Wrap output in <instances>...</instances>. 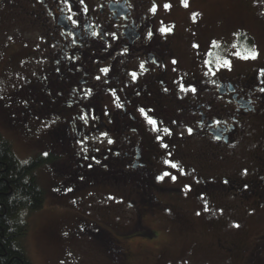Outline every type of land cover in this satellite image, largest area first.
<instances>
[{
  "label": "flooded vegetation",
  "instance_id": "obj_1",
  "mask_svg": "<svg viewBox=\"0 0 264 264\" xmlns=\"http://www.w3.org/2000/svg\"><path fill=\"white\" fill-rule=\"evenodd\" d=\"M190 2L0 0L3 25L31 45L0 81L20 82L9 97L20 107L9 108L22 109V125L43 126L35 155L65 159L73 176L84 167L80 159L110 156L108 167L126 174L141 208L176 221V206L159 201L153 188L158 175L178 172L183 185L199 186L196 209L213 219L212 240L195 244L211 264H264V64L224 76V56L197 47L201 32L194 30L205 15ZM101 137L112 143L85 145ZM168 182L158 187L179 189ZM116 243L117 263L134 264L131 248Z\"/></svg>",
  "mask_w": 264,
  "mask_h": 264
},
{
  "label": "rangeland",
  "instance_id": "obj_2",
  "mask_svg": "<svg viewBox=\"0 0 264 264\" xmlns=\"http://www.w3.org/2000/svg\"><path fill=\"white\" fill-rule=\"evenodd\" d=\"M190 3L191 8L205 15L194 30L196 35L198 30L201 32L197 47L200 51L207 49L212 56L214 53L215 59L224 56L228 62L222 72L224 76L233 79L264 64V0H191ZM177 17L187 21L184 13H178ZM3 22L0 10V76L14 57L25 56L31 48L30 43L23 45L24 34L9 31ZM34 43L41 49L37 42ZM12 44L20 47L16 50ZM253 52L255 59L251 58ZM31 74V77L35 76L34 68ZM18 83L0 81V135L11 143L18 159L27 162L34 156L31 150L41 138L43 126L30 120L27 125H22V109L13 113L9 108L20 107L9 98ZM25 102L30 103L27 99ZM177 129L175 126L173 131ZM89 144L99 147L110 143L106 137H101L85 143L86 146ZM52 156L56 159L43 158L47 159L46 164L35 173L45 192L44 207L39 212L24 213L29 222L24 244L31 264H119L117 261L121 256L114 253L116 242L131 248L134 259L137 257L134 264H211L209 255L195 246L212 240L207 225L209 221L213 222V219L207 221L204 211L196 209V192L199 191L196 182L183 185L178 180V172L172 170L168 172L177 177L175 181L170 177L164 181L155 180L164 186L169 179L167 186L170 187L179 183V189L169 193L163 192L158 185L153 188L159 201L176 206L180 219L176 221L171 214L141 208L136 194L128 193L132 184L124 178L126 174L108 167L110 156L101 157L99 163L93 161V167L88 170V163L80 159L84 167L76 176L64 169L65 159ZM214 171L222 172V169ZM69 188L72 190L68 191ZM142 213L147 214L145 218L141 217ZM192 226L194 232L190 233ZM101 231L106 233L109 249L98 238ZM232 234L240 237L237 231ZM192 247L196 248L192 250Z\"/></svg>",
  "mask_w": 264,
  "mask_h": 264
},
{
  "label": "trees",
  "instance_id": "obj_3",
  "mask_svg": "<svg viewBox=\"0 0 264 264\" xmlns=\"http://www.w3.org/2000/svg\"><path fill=\"white\" fill-rule=\"evenodd\" d=\"M43 158L56 159L38 153L27 162L19 160L11 143L0 135V264H31L24 244L29 231L25 214L39 212L45 204V192L35 175L46 164ZM100 234V242L107 247L106 233Z\"/></svg>",
  "mask_w": 264,
  "mask_h": 264
},
{
  "label": "snow or ice",
  "instance_id": "obj_4",
  "mask_svg": "<svg viewBox=\"0 0 264 264\" xmlns=\"http://www.w3.org/2000/svg\"><path fill=\"white\" fill-rule=\"evenodd\" d=\"M152 35H153L152 32H149V33H148V37H149V39H151ZM255 57H256V53L253 52V53L251 54V58L255 59ZM173 63H175V61H173ZM225 63H227V62H225ZM141 67H143V65H141ZM101 71H103L104 73H108L109 69L104 68V69H102ZM261 74L264 75V70H261ZM133 76L135 77V73H133ZM96 79L99 80L100 77L97 76ZM193 90H194V89H193ZM260 91H261V92H264V88H261ZM0 99H2V97H0ZM149 123H154V121H151V120H150ZM165 131L167 132L168 129H165ZM189 132H191V129H189ZM109 143H112V141H109ZM165 147H167V145H165ZM47 155H48V153L45 152V153H44V156H47ZM85 158H87V157H85ZM92 160H93L94 162H96V163H99V161L96 160L95 157H92ZM171 166H172L173 168L176 167L175 164H173V165H171ZM87 167L91 168V167H92V164H91V163L88 164ZM245 174H246V170H245ZM166 177H170L171 180H173V181H175V180L177 179V177H176L175 175H171V173H169V172H164L162 175H159L156 179L159 180V181H164ZM224 183H228V181L225 180ZM245 187H246V186H245ZM71 190H72L71 188L68 189V191H71ZM197 215H199V213H197ZM236 226L239 227L238 225H236Z\"/></svg>",
  "mask_w": 264,
  "mask_h": 264
}]
</instances>
